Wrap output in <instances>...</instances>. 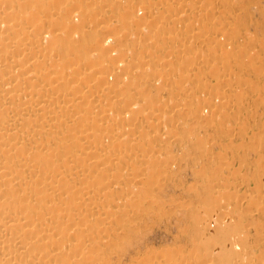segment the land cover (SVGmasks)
<instances>
[{"label":"bare ground","instance_id":"1","mask_svg":"<svg viewBox=\"0 0 264 264\" xmlns=\"http://www.w3.org/2000/svg\"><path fill=\"white\" fill-rule=\"evenodd\" d=\"M221 1L226 11L215 12V0H0V264H114L111 241L139 226L149 198L143 189L156 183L160 152H170L176 105L169 109L162 87L181 94L187 77L213 79L193 82L195 113L231 128L235 119L225 114L240 90L228 96L222 86L239 79V59L254 72H264V59L233 0ZM118 15L120 25L110 26ZM236 120L246 132L245 120ZM255 136L248 148L260 146ZM258 188L246 183L239 193L259 208ZM230 191L215 189V200L196 194L212 211L192 214L191 230L174 235L172 246L144 248L127 264H255L256 235L251 240L241 215L220 207L238 202Z\"/></svg>","mask_w":264,"mask_h":264},{"label":"rangeland","instance_id":"2","mask_svg":"<svg viewBox=\"0 0 264 264\" xmlns=\"http://www.w3.org/2000/svg\"><path fill=\"white\" fill-rule=\"evenodd\" d=\"M233 3L235 6L234 10L236 11L235 17L239 19L238 24L241 27L246 28V31L249 32L252 36L256 37L255 41L256 43L258 42L259 45L255 44L254 40L251 42L252 44L250 45H252L253 48L255 47L254 49L257 48L258 50L257 49L256 50L258 51V53L262 54L263 59H264V49H261V46L262 48H264V44L262 43V41L264 42L263 40L264 39V0H233ZM237 4H238V7L236 6ZM215 5H216L215 12L226 11L225 6L221 0H215ZM108 21H109L108 23L112 27L118 26L121 23L119 22L120 21L119 15L116 17L112 16V18L110 17ZM113 22L115 24H113ZM116 22H118L119 24ZM130 26L134 27L135 25L131 24ZM118 33H120V31H118ZM174 40H172L173 42H171V44L177 42V40L176 41ZM167 41H169V39ZM259 41L262 45L259 43ZM111 42L115 44L114 38H111ZM259 46H260V49H259ZM259 50H261L262 52L261 51L259 52ZM248 62H249L248 60L239 59V62L237 64L238 70H239V79L235 81L234 83H232L231 84L232 86L231 85L222 86L224 93L228 94V96H233L231 95L233 91H234L233 94L236 95V92L234 90L236 88L241 91V93H239L240 91L238 92L236 90L240 96L238 97V95H236V97L238 98L237 99L233 98L237 102L234 101L235 103L233 102L230 105L229 107L230 110L228 109L227 114H225V116H227L225 117L226 121H229L228 117L230 115H231L230 118L231 119L234 118L235 120L234 119L233 120L236 121V122L232 120L229 121V122H233V124L231 125V128L228 126L229 125L228 122L226 126L224 123H221L220 125L219 120L215 121V124L220 126L221 129L216 128L215 124L210 125L209 123L206 122L207 120L204 117L205 115L199 114L200 116L199 115L197 116L198 113L195 111V108L199 107L198 105L201 104V100L199 101V99H195V97L198 95L197 89L200 87V84H202L206 78L202 79L203 77H199L197 81V78L194 79V77H192L191 79V77L189 78L187 77V79L184 80V82L186 81L187 83L189 81L188 83L190 87H194V88L192 90V88L190 89L189 87L187 88L188 92L184 91L181 94L178 93L176 90L174 91L173 88H168V86L167 87L165 86L164 89L163 87L161 88V91L164 90L162 91L163 97L170 96L171 98V105L169 109L173 108L172 107L173 105H176V108L175 106L173 108L174 109L173 110L174 117L172 120L173 125L171 123L169 127L170 132L172 134L169 137H166L169 139L167 140L171 146L170 152L167 154H165L166 152H160L159 156L157 157V163L159 162L158 166L156 167V169L153 170V172L155 173L154 176H156V183L154 185H150V187L146 185L145 189L147 190L143 189V191L147 193V196L149 198H148L147 203L141 208L142 210L141 211L139 210L138 212L139 217L137 218H140V219H136V223L139 226L135 225L132 227L133 229L129 228L126 233H122L119 236H116L111 241L112 242L111 245L113 249L112 252L114 254L110 252L109 256H110V261L112 263L127 264L131 256L141 254V252H143L147 247L157 250V249H160L161 247L164 248V247L172 246L173 245L172 239L174 235H176V238L178 239L183 238V236L182 237L180 236L182 234L181 231H184V229L188 231L191 230L190 228H191V222H192L191 221L192 214L196 213V211H198L199 214L205 211L207 212L212 211V208H206V206L197 203V201L194 199L195 195L204 192L205 194L207 193V195L210 197V200H215L217 197V194H215V189L227 187L229 191L232 190V193L234 192L237 193V199L239 200L236 203V205H233V203L235 204V202L230 203L229 206H226L225 204L221 203L220 207L224 208V210H232L234 213L241 215V218H239L237 221L242 224L248 225L249 229L247 233L251 236L252 238L251 240H253L254 235H256L255 237L256 244L253 246L252 252H251L253 255L254 263L264 264V256L262 255L264 253V168L259 169L262 165L264 167V130H263L264 127L261 128L262 124L264 123L262 122L264 118V110H262L264 109V85H261V84H264V82H261V81H264V72H259V71L256 72V70L254 72L253 69H255V67L253 66L251 62L249 63L252 64V68H250L251 66L246 67L245 69L246 71H245L244 67L245 65L248 64ZM255 64H258V61H255ZM202 65L203 64H199L198 67L201 66L200 68H202L204 66ZM198 67L197 66L190 67V71H192L191 73H193V71H196ZM231 67H233V64H231ZM234 68H237V66H235ZM247 70L249 72H247ZM243 72L245 73V75H243ZM246 74H248L249 76ZM245 76L249 78L250 82H246L248 79H246V81H245V78L243 79V77ZM199 79H200V82H199ZM242 79L244 81H242ZM253 79L254 81L256 79V81L253 82ZM240 80L244 83L246 82L247 86L241 85L242 82L240 83ZM193 82L195 83V86L198 87L197 89L195 86H192ZM205 82L213 83V79L211 78L206 79ZM188 83L186 84L187 87L189 86ZM198 83L199 85H197ZM253 83H254V86H253ZM258 84H259V87H257ZM140 86L146 87L147 85L141 84ZM261 86H263V88ZM256 87L258 88V91H256L257 90ZM228 88H229V93L231 92L230 94L228 93ZM231 88L233 89L232 91L230 90ZM248 89L250 90V92ZM260 90H261V94H260ZM194 91H197V92H194ZM223 91L221 95L224 94ZM152 92H155L153 88H152ZM256 92L260 94V95L258 94L259 97L254 96V95H257ZM182 94L184 96H182ZM226 94H224L223 96L229 98L228 96H226ZM246 94L249 96L247 97ZM257 98H260V99L256 102ZM183 101L185 102V104ZM252 101H255L254 104L252 103ZM192 102L194 103V105ZM235 104L238 106L237 110H236ZM233 109L236 111H234ZM239 110L240 112H238ZM237 113L240 115H238ZM232 114L236 116L232 117ZM238 116L245 120L246 132L244 133L242 132L241 129H237L240 123L239 120L238 121L236 120ZM201 121H203L204 123ZM236 123H237V127L235 126ZM224 126L226 129H223ZM213 127H215V129H213ZM227 128L229 129L230 132L231 131L232 132L231 133L228 132ZM237 130L239 131L241 130V131L239 132ZM250 131H252L253 133V134L251 133L252 135L249 133ZM225 133H228V136ZM253 135L254 136L258 135L257 136L258 138L255 136L257 139L260 138V140L258 141L260 146H258L257 148L251 149V148H248L246 143L248 144L249 142L247 138L249 139L250 136H253ZM240 156H243V160H240L241 158ZM256 158L257 160L258 159L260 160L257 161ZM238 159L240 160V162H238ZM258 162H261V163H258ZM257 163H258V166H257ZM259 164H262V165L259 166ZM234 170L237 173V177L234 178L233 180L232 178L229 179V176H228L229 172L234 171ZM262 170H263V173H262ZM235 181L237 182V185H235L236 184ZM256 181L259 183V185H257L258 183ZM246 183H253V184H256V186H259L258 188L259 197H257L258 195L253 196V199L255 197V199H257V202L260 201L259 202L260 204L257 202L256 204L261 205L260 207L263 206V208H260V207L258 208L256 207L257 205L254 206L255 203H253V205L252 203L248 204L249 197L248 196L243 197L240 194L242 192L243 186ZM209 186L211 187V190L209 189L208 191L207 187L209 188ZM260 188L263 190H261ZM143 191H140V192H143ZM150 201L154 204L150 203ZM147 205L151 206V208ZM247 205L248 207L249 205H252L249 207V209L251 210L253 208L252 209L253 211L252 210L250 211L247 208ZM154 206H155V209L157 207L156 209L157 211L152 210ZM254 207L256 210L254 209ZM216 210L217 208H215V211ZM239 211H243V212H239ZM139 213L141 215H139ZM149 213L152 215L150 216ZM156 217H158V220ZM154 219L157 222L154 221ZM186 221L187 222L190 221V222L187 223ZM167 226H170V227H167ZM138 244H139V247H138ZM257 251H259V253L261 254L256 253ZM260 257L262 260L259 259ZM256 258H257V261H256Z\"/></svg>","mask_w":264,"mask_h":264}]
</instances>
